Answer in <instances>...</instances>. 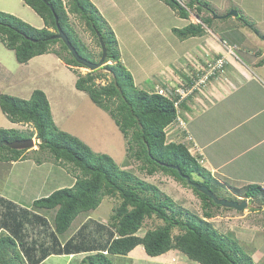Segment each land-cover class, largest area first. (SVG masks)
I'll return each instance as SVG.
<instances>
[{
	"label": "trees",
	"instance_id": "16d2710c",
	"mask_svg": "<svg viewBox=\"0 0 264 264\" xmlns=\"http://www.w3.org/2000/svg\"><path fill=\"white\" fill-rule=\"evenodd\" d=\"M22 1L40 16L44 26L35 27L11 13L0 10V41L4 46L14 51L19 63H26L35 56L54 52L65 63L82 66L74 59L63 41L54 36L58 28L62 29L79 55L95 61L76 36L69 14L83 21L100 46L99 56L102 55L101 41L104 44L105 64L101 68L108 71L110 80L101 85L96 83V78L106 76L99 72L98 68L84 75L79 74L75 87L86 92L95 105L110 115L127 138L129 157L141 161L142 170L148 175L161 171L193 190L201 202L202 215L178 208L155 184L143 181L131 170L120 168L108 154L93 152L82 140L59 129L52 118L48 98L42 90L34 89L28 99L0 93V108L5 116L13 123L28 124L34 128L33 131L0 128V142L30 138L35 132L39 142L38 148L33 149V152L47 151L58 164H70L76 170L71 186L56 188L45 196L33 199L31 210L17 211L11 201L9 202L12 205L7 203L11 206L8 207L0 197L5 206L4 212L9 213L8 218L12 217L13 212L19 220L16 227L12 219L1 222L3 226H0V264H29L28 261L38 264L51 254L70 255L80 252L78 245H74L72 241L84 224L68 239L60 242L59 237L68 232L80 214L95 210L105 196L119 200L109 216L106 246L100 251L96 246V239L89 236L92 244L81 252L92 253L84 255L79 264H113L112 256H126L139 245L151 257L177 250L189 261L198 264H255L251 252H245L236 239L220 233L207 220L214 216L213 207L222 206L198 191L184 177L188 176L191 181L206 185L215 195L218 189H225L224 184L205 170L201 164L202 160L192 154L183 142L167 138V128L177 119L179 106L183 101L175 90L176 87L169 88L158 79L157 82L164 91V94H159L155 87L142 89L139 86L143 84H135L132 73L122 62L113 29L106 24L92 0ZM163 1L181 18H188L190 10H194L200 19V22H189L182 28H174L172 32L178 38L185 39L205 33L202 25H206L209 19L206 18L205 22L202 12L213 11L208 3L203 0H189L183 5L178 0ZM244 24L261 35L249 21ZM57 43L59 50L53 49ZM62 51H65L67 56H63ZM2 149L5 152L0 155V160L7 162L28 158L24 155L26 149H12L6 145H2L0 150ZM34 159L38 164L41 163L38 158ZM195 175L200 180H195ZM228 188L229 191L225 190L231 194L230 199L237 200L235 196H241L264 204V189L258 184ZM20 210L25 211L24 223L30 222L32 217L43 225H46L47 221L37 212H54L53 229L49 233L51 246L37 247L35 244L26 243L23 233L25 228L21 224L23 220L19 219ZM151 217H156L163 223L139 235L145 219ZM174 230L177 232L173 233ZM37 250H41L42 254L37 256Z\"/></svg>",
	"mask_w": 264,
	"mask_h": 264
},
{
	"label": "rangeland",
	"instance_id": "374dc122",
	"mask_svg": "<svg viewBox=\"0 0 264 264\" xmlns=\"http://www.w3.org/2000/svg\"><path fill=\"white\" fill-rule=\"evenodd\" d=\"M63 1L66 2V0ZM136 1L114 0V2L110 3L107 0H94L95 4L100 9L102 8L101 14L106 24L113 29L116 35L122 62L132 73L135 84L145 85L144 87L143 85L139 86L142 89L153 88L159 79L158 77L155 78L157 73L164 74L163 69L166 74L170 73V63L177 67L183 65L182 59L178 57H181L180 55L184 53L181 50L184 46L189 47V42L183 44L181 48H177L179 52L173 57H169L168 50L171 48L172 42L175 41L174 37H177L172 32L173 27L181 28L180 26L188 21H182V18L177 16L174 10H171L163 0H139L138 4L141 8L137 5L135 6ZM182 1L186 3L188 0ZM203 1L208 3L213 10L212 12L207 10L202 12L203 20L206 22L205 19H209L205 25L207 30L210 31L208 34L211 36V33H215L221 41L224 40L229 45H235L234 53L243 61L248 59L246 57L254 56V54L258 56L259 52L257 53V51L260 46L253 42L248 43L242 35L246 31L255 36V32L244 24L245 21H249L253 25L252 27L264 36V0ZM113 3L117 4V7L111 5ZM211 3L215 8H213ZM0 10L11 13L35 27L41 28L44 26L40 16L21 0H0ZM231 11L236 12L237 15H231ZM69 18L76 36L85 45L95 61H98L101 57L99 56L101 49L93 34L87 29L84 22L73 14H69ZM189 18L194 23L200 21L194 10H190ZM202 26L204 27V24ZM244 27L246 30L243 31ZM177 42L179 40L175 43ZM53 49L59 50V44H55ZM61 53L63 56H67L65 51ZM207 62L212 63V65L215 64V61L211 62L210 59ZM208 63L204 66L207 70L205 73L207 76L220 70L211 71ZM88 71L90 70L87 67L65 63L54 52L35 56L26 63H19L15 58L14 51L5 47L0 41V93L28 99L34 89L42 90L48 98L52 118L59 129L82 140L93 152L108 154L120 168L131 170L134 175L143 181L155 184L161 193L168 195L174 201L178 208L201 216V202L188 185L161 171L148 175L140 168L141 161L131 156L129 157L127 138L121 133L114 120L104 109L95 105L86 92L75 87L78 75H84ZM99 72L104 73L106 76L96 78V83L100 85L107 83L110 80L108 71L100 67ZM163 78V76H160V79ZM157 86L160 87V85ZM260 89L261 87L256 82H253L251 87H244L235 91L231 95L230 101L225 100L222 105L223 103H229L230 106L241 105L244 103L243 101L250 98L251 94L253 95ZM238 108L240 109V107ZM0 128H14L24 131L34 130L32 125H18L11 122L1 108ZM32 137L35 140V132ZM167 138L171 140L169 135ZM37 148L36 141L34 146L24 152L31 157L30 160L26 159L14 166L0 160V194L19 202L23 205L20 208L25 211L29 210V207L31 208L33 199L40 197V195L45 196L42 194H48L46 192L50 188L52 189L57 181L62 182L60 184L66 186L68 181L74 180L76 172L70 164L61 165L55 162L47 151L33 152V149ZM4 152V149L0 150V155H3ZM34 158H38L44 163L38 168ZM45 171L50 175V179L43 180V184L40 185V181L46 178L47 173H43ZM193 178L200 180L196 175ZM216 196L226 199L232 198L231 194L223 188L216 191ZM243 200L248 204L242 210L227 209L223 206L220 208L213 207L212 213L214 216L207 220L220 233L236 239L245 252H251V257L255 264H264V204L250 201L249 198L237 197V201ZM118 201L116 197H103L95 210L80 214L73 221L68 232L59 237L60 242L68 239L84 224L72 241L74 245H78L80 252L73 255L51 254L38 264H79L84 255L92 253V251L81 252L82 249L89 248L92 244V239L89 236L96 239V246L101 251L106 246L109 216ZM4 203L10 202L4 200ZM4 203L0 200V226H3L1 224L2 221L12 219L11 221H14L16 227L19 220L13 212L12 217L8 218L9 213L7 211L4 212ZM8 207L11 206L8 205ZM16 208L19 211L18 205H16ZM24 210H20L19 219L23 220L20 223L25 228L23 233L25 234L26 243L35 244L37 247L51 246L52 241L49 233L53 229L52 218L54 212L52 210H40L37 212L42 214V217L47 221V224L43 225L32 217L30 222L26 221L24 223V218L26 217ZM162 223V220L156 217L147 218L138 233L141 235L147 229L155 228ZM176 232L177 230L173 231V233ZM137 247L136 251L130 255L131 258L112 256V263L198 264L189 261L177 250H170L157 257H151L146 255L141 245ZM143 253L147 257L148 262H136L134 257H140ZM39 254H42L41 250L40 252L36 251V255L39 256ZM28 263L31 264L30 261Z\"/></svg>",
	"mask_w": 264,
	"mask_h": 264
},
{
	"label": "crops",
	"instance_id": "0c3cea01",
	"mask_svg": "<svg viewBox=\"0 0 264 264\" xmlns=\"http://www.w3.org/2000/svg\"><path fill=\"white\" fill-rule=\"evenodd\" d=\"M178 1L185 5L189 0L186 3L182 0ZM92 2L101 13L102 8L100 9L94 0ZM107 2L112 3L114 0H107ZM138 3L139 0L136 1L135 6L141 8ZM111 5L117 7L115 3ZM211 5L215 8L212 3ZM174 13L177 14L175 10ZM183 20L192 21L190 18H182ZM188 22L180 27L186 26ZM204 28L205 33L200 36L185 39L174 37L175 41L168 50L169 57H173L179 52L177 48L189 42V47L184 46L181 49L184 53L178 57L182 59L183 65L177 67L170 63V73L166 74L163 69L164 74L157 73L155 76L159 79L163 76L164 81L163 79L159 81L164 82L169 88L176 87L184 93L177 119L168 126L167 136L169 135L173 141L183 142L192 154L202 160L201 164L205 170L210 172L214 179L224 184L226 190L229 191L228 187L240 188L247 184H258L264 189V61L262 62L264 36L256 33L253 36L244 31L245 27L243 28V38L248 43L253 42L260 46L257 51L258 56L256 54L250 57L245 56L248 59L243 61L235 55V45L221 41L215 33H211L210 36L208 34L210 31L205 25ZM178 40L179 42L175 43ZM219 58H222L223 66L214 74L207 76L205 74L207 70L204 67L208 63L207 60L214 62ZM253 82H256L261 89L251 94L250 98L243 101L244 103L238 106H230L229 103L222 105L223 101H230L235 91L251 87ZM156 85L160 84L156 82L154 87ZM24 155H27L26 159L30 160L31 157L28 154L24 153ZM26 159L4 162L14 166ZM42 163L44 162L37 163V167L39 168ZM49 176L47 173L46 178L40 181V185L43 184V180L50 179ZM73 182L74 180L68 181L66 186H71ZM60 183L62 182L57 181L55 186L46 193L49 194L52 190L63 187L64 185ZM0 197L11 201L15 210H17L16 205L19 209L23 206L2 194ZM29 210H31L30 207ZM15 213L18 214V212ZM136 248L138 247L122 257L131 258L130 255L136 251ZM134 258L136 262H148L144 253Z\"/></svg>",
	"mask_w": 264,
	"mask_h": 264
},
{
	"label": "water",
	"instance_id": "95a60500",
	"mask_svg": "<svg viewBox=\"0 0 264 264\" xmlns=\"http://www.w3.org/2000/svg\"><path fill=\"white\" fill-rule=\"evenodd\" d=\"M230 14L231 15H237V13L234 11H231ZM56 20H57V18H56ZM54 37L61 39L63 41V43L67 46L69 51L71 52L74 59L80 65L87 67L90 71H94L95 69H98L103 65L105 55H106V50H105V47H104V44L102 41H101L102 55H101L100 59L98 61H91L90 59L82 57L81 55L78 54V52L76 51L74 46L69 41L67 35L62 31V29L58 28V31ZM35 141H36V137H35V140L33 137H30V138L17 139V140H13L10 142L9 141H1L0 147L2 145H6L7 147L12 148V149H28V148H31L32 146L35 145ZM174 167L177 168L176 166H174ZM184 177L187 179L189 184L194 186L198 191L207 195L210 199H212L218 205H221V206L227 207V208H234L236 210H242L248 204L244 200L239 202V201L234 200V199H226V198L217 197L214 194V192L209 187H207L206 185L200 184L197 182H193L190 180V178L188 176L184 175Z\"/></svg>",
	"mask_w": 264,
	"mask_h": 264
},
{
	"label": "built area",
	"instance_id": "2783aa9c",
	"mask_svg": "<svg viewBox=\"0 0 264 264\" xmlns=\"http://www.w3.org/2000/svg\"><path fill=\"white\" fill-rule=\"evenodd\" d=\"M215 64H213L212 65V63H208V66H209V69L212 71V70H218V69H221V67L223 66V60H222V58H219V59H217V60H215V62H214ZM215 65H216V67H215ZM214 74V73H213ZM155 90L157 91V93H159V94H164V91H163V89L162 88H160V87H155ZM176 91H177V93H179L180 94V98H183V96H184V93L182 92V91H180L179 89H176ZM177 103H175V105H176Z\"/></svg>",
	"mask_w": 264,
	"mask_h": 264
},
{
	"label": "clouds",
	"instance_id": "9594fccd",
	"mask_svg": "<svg viewBox=\"0 0 264 264\" xmlns=\"http://www.w3.org/2000/svg\"><path fill=\"white\" fill-rule=\"evenodd\" d=\"M198 22H200V21H198ZM36 141L39 142V140L37 138H36ZM36 141H35V144H36ZM104 252H106V251H104Z\"/></svg>",
	"mask_w": 264,
	"mask_h": 264
}]
</instances>
